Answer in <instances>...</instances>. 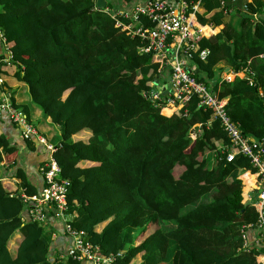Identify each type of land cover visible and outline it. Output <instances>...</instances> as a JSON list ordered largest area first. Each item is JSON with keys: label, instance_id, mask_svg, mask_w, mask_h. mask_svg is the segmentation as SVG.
<instances>
[{"label": "trees", "instance_id": "trees-1", "mask_svg": "<svg viewBox=\"0 0 264 264\" xmlns=\"http://www.w3.org/2000/svg\"><path fill=\"white\" fill-rule=\"evenodd\" d=\"M193 1L205 9L199 21L223 24L197 40L195 77L228 99L245 135L264 140V20L243 15H259L264 0L248 2L247 11L237 8L240 0ZM222 1L239 16V30L224 21L230 12L217 11ZM0 29L11 52L9 60L0 56V74L13 67L59 129L53 155L70 182L71 225L113 256L111 264H263L261 249L242 248L243 226L259 214L244 201L241 175L256 169L238 151L227 159L230 139L197 95L166 115L162 100L155 105L143 94L166 78L153 55L139 51V37L95 0H0ZM248 63L254 84L240 76L219 81L222 65L238 71ZM0 147L6 155L17 149L3 136ZM17 162L7 166L36 193ZM25 208L18 186L1 177L0 264H83L52 257L48 224L23 222Z\"/></svg>", "mask_w": 264, "mask_h": 264}, {"label": "built area", "instance_id": "built-area-1", "mask_svg": "<svg viewBox=\"0 0 264 264\" xmlns=\"http://www.w3.org/2000/svg\"><path fill=\"white\" fill-rule=\"evenodd\" d=\"M252 1L244 0V11L248 10V2ZM199 4V1L193 0H141L131 6L113 8L107 1L104 10L115 19V24L123 31L141 39L143 44L139 51L152 54L154 61L159 64L160 74L166 78L155 83L152 89L143 94L155 105L162 100L164 104L161 109L166 115L180 112L191 97L197 95L198 106L213 111L212 116L220 120L222 128L230 139L231 147L227 159L232 160L235 151L250 159L258 178L256 197L251 202L256 207L259 218L254 225L243 226L242 248L261 249L257 258L264 264V140L245 135L240 123L233 120L227 110L228 99L221 98L218 92L212 90L205 82L199 81L194 75L196 66L191 59L192 51L197 49V40L215 34L213 25L198 20L196 13ZM220 8L224 12H235L234 9L225 6V1H222ZM0 38L5 43L1 29ZM208 52V49L200 51L199 57L205 59ZM10 57L11 52L8 50L7 60ZM253 73L248 63L238 71L230 69L228 72H223L220 82L232 81L236 76H240L246 77L252 85ZM168 82L171 83V87L164 96L162 91L167 87ZM168 111L170 113H167ZM4 116L19 128L25 140L34 139L51 152L49 159L40 167V173L44 178L42 189L33 194L27 193L25 187L19 189L20 197L26 203L22 215L23 222L34 221L45 226L50 215L54 214L63 222L64 231L72 237V244L58 257H72L79 262L89 264H111L113 256L101 255L99 246L87 240L86 232L71 225L73 215L68 212L67 199L70 182L61 176V166L53 155L57 146L39 131L29 114L10 97L0 100V118ZM200 133L201 130L198 129L193 135ZM245 173L252 172L248 170L243 174ZM245 197L244 192V199Z\"/></svg>", "mask_w": 264, "mask_h": 264}, {"label": "crops", "instance_id": "crops-1", "mask_svg": "<svg viewBox=\"0 0 264 264\" xmlns=\"http://www.w3.org/2000/svg\"><path fill=\"white\" fill-rule=\"evenodd\" d=\"M108 4L113 8H122L126 6H131L132 4L141 1V0H107ZM239 6H242L244 0L239 1ZM217 11H222L219 8ZM198 13H204L205 9L202 7V3L200 2L198 6ZM211 13L206 14V16H210ZM225 16V15H224ZM255 19L253 20H264V8L259 15H255ZM230 20L234 27L239 30L241 28V20L237 14L229 13L224 17V21ZM214 26L215 33L220 31L223 27L222 25H216L212 21H208ZM1 54H8V48L4 41L0 38V56ZM196 66V65H195ZM7 69V67H5ZM223 70L219 73V81L222 79L223 72H228L231 68L229 66L222 65ZM197 68L195 67L194 70ZM4 75L0 74V100L3 98L10 97L14 98L17 104L27 106L28 114L31 117L33 123L39 128L40 132L47 136V138L56 145V142L59 137V129L52 122L51 118L44 114L43 110L32 101L31 96L28 92V86L15 79L12 75L14 68L11 67L7 69ZM168 113V112H167ZM170 113V112H169ZM0 136H3L5 139L11 142V144H15L17 146L16 151L13 155H6L3 148L0 147V178H4L8 182L12 184H16L18 189L21 188L19 185L20 179L16 176H13V170L9 168L8 159L12 160L15 157H18V167L22 168L28 181L34 185L37 191H40L44 186V178L40 173L41 165L47 161L51 155L43 145L38 144V142L32 139V142H28L25 140L19 128L10 121L7 116L0 118ZM84 136H88V132L84 133ZM246 175L252 177L251 182H247ZM244 182V192L246 193L245 201H253L256 197L257 186H258V178L255 173H245L242 175ZM47 229L49 230L50 238H51V256L57 257L61 254H64L67 248L72 244V237L69 236L64 231V224L62 221L57 219L54 214H51L49 217ZM254 234V232H252ZM251 236V232H249ZM89 264V263H83Z\"/></svg>", "mask_w": 264, "mask_h": 264}, {"label": "water", "instance_id": "water-1", "mask_svg": "<svg viewBox=\"0 0 264 264\" xmlns=\"http://www.w3.org/2000/svg\"><path fill=\"white\" fill-rule=\"evenodd\" d=\"M106 5H107V0H96V2H95V6L98 9H104L106 7ZM243 15L245 17H248L251 19H255V17H256L255 15L248 13V12H244ZM195 73H199V69H196ZM170 87H171V83L168 82L167 87H165L164 90L162 91V94L164 96H166L168 94ZM250 203H251V201H247V204H250Z\"/></svg>", "mask_w": 264, "mask_h": 264}, {"label": "rangeland", "instance_id": "rangeland-1", "mask_svg": "<svg viewBox=\"0 0 264 264\" xmlns=\"http://www.w3.org/2000/svg\"><path fill=\"white\" fill-rule=\"evenodd\" d=\"M244 190H246V189H244ZM138 241H136V243H137Z\"/></svg>", "mask_w": 264, "mask_h": 264}]
</instances>
